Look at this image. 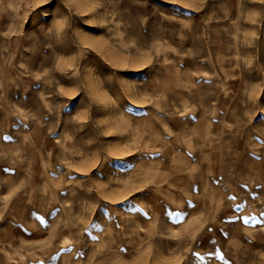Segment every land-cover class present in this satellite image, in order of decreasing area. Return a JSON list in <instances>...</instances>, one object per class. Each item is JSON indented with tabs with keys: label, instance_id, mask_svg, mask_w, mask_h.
I'll return each mask as SVG.
<instances>
[{
	"label": "rangeland",
	"instance_id": "1",
	"mask_svg": "<svg viewBox=\"0 0 264 264\" xmlns=\"http://www.w3.org/2000/svg\"><path fill=\"white\" fill-rule=\"evenodd\" d=\"M0 264H264V0H0Z\"/></svg>",
	"mask_w": 264,
	"mask_h": 264
}]
</instances>
